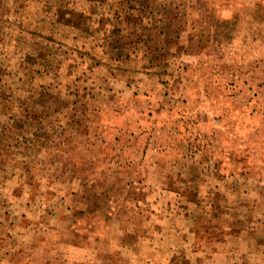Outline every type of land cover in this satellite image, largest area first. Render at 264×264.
<instances>
[{
    "label": "rangeland",
    "instance_id": "rangeland-1",
    "mask_svg": "<svg viewBox=\"0 0 264 264\" xmlns=\"http://www.w3.org/2000/svg\"><path fill=\"white\" fill-rule=\"evenodd\" d=\"M0 264H264V0H0Z\"/></svg>",
    "mask_w": 264,
    "mask_h": 264
}]
</instances>
